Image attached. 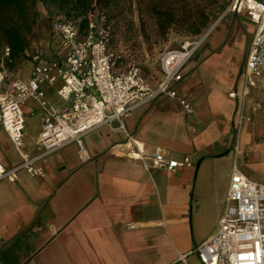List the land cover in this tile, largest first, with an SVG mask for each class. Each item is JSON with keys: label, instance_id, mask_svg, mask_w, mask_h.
Returning a JSON list of instances; mask_svg holds the SVG:
<instances>
[{"label": "crops", "instance_id": "obj_1", "mask_svg": "<svg viewBox=\"0 0 264 264\" xmlns=\"http://www.w3.org/2000/svg\"><path fill=\"white\" fill-rule=\"evenodd\" d=\"M243 18L251 37L254 27ZM221 40L187 64L178 86L193 102V115L161 96L124 120L147 152L158 146L166 157L188 156L192 165L146 170L111 150L125 141L121 132H89L83 156L69 144L39 162L44 177L23 173L15 183L0 182V264H200L193 250L217 228L232 164L264 183V126L239 127V100L228 96L240 88L241 70L232 63L239 36L220 46ZM214 59L225 66L224 78L209 70ZM204 62L201 78L197 66ZM259 93H248L246 117L256 115ZM41 151L35 142L25 152Z\"/></svg>", "mask_w": 264, "mask_h": 264}, {"label": "built area", "instance_id": "obj_2", "mask_svg": "<svg viewBox=\"0 0 264 264\" xmlns=\"http://www.w3.org/2000/svg\"><path fill=\"white\" fill-rule=\"evenodd\" d=\"M227 14L245 17L254 27L240 73L239 91L228 96L239 100V127L249 120L245 101L251 89L264 90V0H229L216 21L195 38H184L178 47L167 49L159 57L160 79L152 84L136 63L118 69L108 48V31L101 24L99 13L88 16L84 33L78 20L53 16L50 19L49 41L56 58H47L36 47L30 55V73L26 79L8 72L0 64V129H3L21 162L11 168L0 163V182L15 183L20 172L30 177H44L40 161L49 154L74 144L77 154H85L83 138L89 132L106 127L119 131L125 141L111 148L113 153L139 161L146 170L163 168L175 171L190 167L191 159L166 157L160 147L147 152L125 128L124 120L133 110L166 96L175 100L187 116L194 113V104L178 86L187 64L210 33ZM8 48L4 56H8ZM56 96L67 105L58 107L46 98L42 85L53 87ZM28 98L40 108V130L36 144L41 153L29 156L25 151V116L23 104ZM115 148V150H114ZM236 149V148H235ZM193 253L200 264H264V183L248 178L235 162L215 232L198 244Z\"/></svg>", "mask_w": 264, "mask_h": 264}, {"label": "rangeland", "instance_id": "obj_3", "mask_svg": "<svg viewBox=\"0 0 264 264\" xmlns=\"http://www.w3.org/2000/svg\"><path fill=\"white\" fill-rule=\"evenodd\" d=\"M131 1L132 7L131 11L128 13V19L132 21V28L125 30L121 27V30L118 31V33H116L115 35V44L112 46L113 51L118 55L119 58L117 68L124 69L129 64L136 63L141 67L143 74L148 79V81H150L152 84H155L160 79V55L167 49H173L178 47L180 42L184 38H186V35L182 33H177L172 28L167 30L165 36L162 35V30L157 26L158 17H156L148 10V7H151V5L157 3L156 0ZM164 1L172 7L181 5L171 0ZM165 2L163 4H165ZM36 11L38 13V16L36 19V23L33 26L32 32L31 34H29L28 39L30 45H36L42 48L45 51L46 57L52 59L54 50L49 41V18L53 16H62L63 12L57 10L53 6H43L41 4L36 5ZM221 13L219 14V16L221 15ZM216 19L214 20V22L216 21ZM141 26H143L142 29ZM223 34L224 38L221 37L223 36ZM237 36H239V43L236 46L232 63L238 66L240 71L245 60L244 55L246 52V43L250 38V32L247 31L246 20L243 17L234 14H227L223 19L219 21L215 29L210 33L203 45L199 48V50L195 53L191 60H193L194 58L200 59V56L205 51V48L207 46L208 48L212 47V45L215 44L217 40L222 39L220 44L221 46L225 42H229L231 40L236 39ZM214 60L217 61H212L211 63L209 62V64H212L209 65L211 67L209 70L213 71L214 76L216 75L217 77L219 76V78H224L223 76H226V73H224L226 72L225 66H222L221 60ZM0 64L8 72L18 74L21 79H26L30 73L31 65L28 59H21L20 61H17L15 67L12 70L7 69L3 62H0ZM197 67V72H199L201 78H204L203 69L204 67H207L205 66V62L201 63ZM206 69H208V67L205 68V70ZM223 73L224 75H222ZM59 85L60 81H57L53 87L42 85V89L50 97H57L55 94V89ZM232 90L239 91V88L235 87ZM254 97H256V99L253 100V106L257 107L256 115L251 116L246 123L248 126L252 127H263L264 93L256 94L254 95ZM22 109L25 116V134L23 137L24 147L22 148V151H26L28 148H32L35 145L36 137L40 130L38 115L40 108L38 107L36 102L27 99L26 104L22 106ZM30 111H32V113ZM19 158L20 156L11 144L7 133L3 129H0V162L13 163L17 162ZM23 173L25 172H20L21 175H23Z\"/></svg>", "mask_w": 264, "mask_h": 264}, {"label": "trees", "instance_id": "obj_4", "mask_svg": "<svg viewBox=\"0 0 264 264\" xmlns=\"http://www.w3.org/2000/svg\"><path fill=\"white\" fill-rule=\"evenodd\" d=\"M156 1L157 3L148 7V10L158 17L157 26L162 30V35L165 36L167 30L172 28L190 38H195L208 29L229 2L171 0L181 4L172 7L164 0ZM38 4L55 7L63 12V18L78 20L81 34L86 30L90 14L102 15L101 24L108 31V48L113 53L117 67L119 58L112 46L121 27L125 30L132 28V21L128 19L132 7L131 0H0V62H3L7 69L12 70L21 59H28L30 62L31 52L38 47L30 45L28 39L36 23ZM5 48L9 50L8 56H4Z\"/></svg>", "mask_w": 264, "mask_h": 264}, {"label": "flooded vegetation", "instance_id": "obj_5", "mask_svg": "<svg viewBox=\"0 0 264 264\" xmlns=\"http://www.w3.org/2000/svg\"><path fill=\"white\" fill-rule=\"evenodd\" d=\"M239 77H240V74H239Z\"/></svg>", "mask_w": 264, "mask_h": 264}]
</instances>
